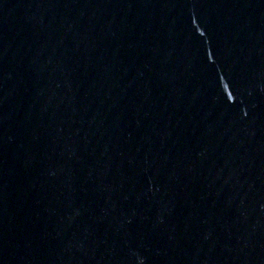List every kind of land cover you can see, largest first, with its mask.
I'll list each match as a JSON object with an SVG mask.
<instances>
[{
	"label": "water",
	"instance_id": "obj_1",
	"mask_svg": "<svg viewBox=\"0 0 264 264\" xmlns=\"http://www.w3.org/2000/svg\"><path fill=\"white\" fill-rule=\"evenodd\" d=\"M0 264H264V0H0Z\"/></svg>",
	"mask_w": 264,
	"mask_h": 264
}]
</instances>
